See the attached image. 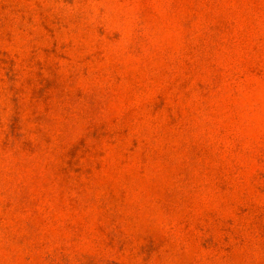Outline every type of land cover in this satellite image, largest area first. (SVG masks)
<instances>
[{
	"label": "rangeland",
	"instance_id": "obj_1",
	"mask_svg": "<svg viewBox=\"0 0 264 264\" xmlns=\"http://www.w3.org/2000/svg\"><path fill=\"white\" fill-rule=\"evenodd\" d=\"M0 264H264V0H0Z\"/></svg>",
	"mask_w": 264,
	"mask_h": 264
}]
</instances>
